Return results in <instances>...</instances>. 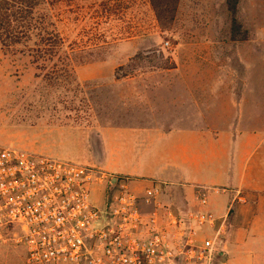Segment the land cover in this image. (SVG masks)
I'll list each match as a JSON object with an SVG mask.
<instances>
[{
    "label": "rangeland",
    "instance_id": "obj_1",
    "mask_svg": "<svg viewBox=\"0 0 264 264\" xmlns=\"http://www.w3.org/2000/svg\"><path fill=\"white\" fill-rule=\"evenodd\" d=\"M49 7L68 51L71 76L60 70L62 60H56L55 77L51 62H32L27 54L0 48V147H23L100 167L109 148H123L115 174L128 175L140 188L151 177L132 174L152 176L163 170L155 154L161 144L204 130L203 122L214 117L220 133H243L253 125L256 140L249 152L243 154L232 142L228 154L237 159L243 155L244 169L264 173V0H176L160 22L148 0H59ZM209 67H229L241 76L235 87L227 88L228 80L217 72L209 76ZM165 71L176 76L197 72L169 81L156 75L142 92L140 80L125 78ZM141 94L148 97L149 111L142 125L129 116L112 121L111 115L131 110L126 99L141 100ZM184 115L191 116L192 125ZM66 125L74 127H60ZM202 142L199 137L198 144ZM103 188L101 182L90 190L98 206ZM161 192L165 203L183 207L173 189ZM229 215L222 260L260 264L230 251ZM254 238L253 245L264 247V231ZM0 264H26L22 247L0 243Z\"/></svg>",
    "mask_w": 264,
    "mask_h": 264
},
{
    "label": "built area",
    "instance_id": "obj_2",
    "mask_svg": "<svg viewBox=\"0 0 264 264\" xmlns=\"http://www.w3.org/2000/svg\"><path fill=\"white\" fill-rule=\"evenodd\" d=\"M101 182L98 206L90 190ZM131 182L94 165L2 146L0 243L20 245L26 264H225L228 209L205 208L209 190L225 187L198 185L195 202L180 209L159 199L156 182Z\"/></svg>",
    "mask_w": 264,
    "mask_h": 264
},
{
    "label": "crops",
    "instance_id": "obj_3",
    "mask_svg": "<svg viewBox=\"0 0 264 264\" xmlns=\"http://www.w3.org/2000/svg\"><path fill=\"white\" fill-rule=\"evenodd\" d=\"M168 72H142L137 73L135 77L125 78H132L133 81L140 80L142 83V92L145 84L149 87L152 81L155 82L154 77L156 75L168 77L166 80L169 81L175 79V77L186 79L194 75L197 71H193V73L183 72L184 74L182 73L177 76L175 74L168 75ZM216 72L221 73V76L228 80L227 88L235 87L234 81L241 76L240 72L230 71L229 67L227 71H214L213 67H209V76H212ZM125 78L123 77L120 80H126ZM136 93L139 95L137 90ZM132 99L134 100L133 97ZM129 102L130 98L129 100L126 99V105L130 106L131 110H126L125 113H118L115 117L111 115V119L114 118L112 121H118L119 118L124 119L129 116L137 120L136 123L138 125H142L144 119L149 116L148 97L145 99L144 95L141 94V100L135 97V101ZM187 108L190 109V107ZM221 112H223V108ZM200 114L202 116L204 115L202 113ZM184 117H189L190 120L186 123L192 125L191 116L184 115ZM213 120L214 117L205 120L203 122L204 130L202 131L199 129L194 130L189 134L180 135L177 139L171 140V142L161 144L155 154L157 156L156 159L162 161L165 165L162 171L152 176H146L141 173L132 175L133 177H151V181L156 182L160 187L159 199L161 201H163L162 188L173 189L174 194L176 193L178 198L183 201V206L186 203L191 205L195 202L192 195L198 185L209 186V188L225 187L226 189L220 192L209 190L205 208L215 214L223 213L228 209V213L230 212V228L228 231V247L230 251L243 257L245 261L254 258L256 262L259 261L262 264L261 262L264 260V247L260 246L257 248L255 246L256 244H253L257 239L254 238V233L257 234L264 231V173L256 167L244 169L243 161L245 157H242L243 155L241 156L242 158L239 157L237 159L236 156L232 157L233 155L228 154V147L232 142L235 148L243 151V154L249 152L248 147L256 140L253 130L254 127H252L253 125H248L249 129L243 133L239 131L220 133L215 129ZM60 127L71 128L74 126L66 125ZM199 137L203 141L202 144H198ZM108 151L109 153L105 160L101 161V167L98 165L94 166L111 172L112 174L118 173L114 170V167L121 165V163H118V160L126 151L116 146L115 148H109ZM151 158L155 159L153 156ZM131 183L139 187L136 185L137 182L135 180ZM235 190L238 191L242 200H238L235 197Z\"/></svg>",
    "mask_w": 264,
    "mask_h": 264
},
{
    "label": "trees",
    "instance_id": "obj_4",
    "mask_svg": "<svg viewBox=\"0 0 264 264\" xmlns=\"http://www.w3.org/2000/svg\"><path fill=\"white\" fill-rule=\"evenodd\" d=\"M56 1L59 0H0V48L27 54L32 62L39 59L51 62L49 71L55 77L58 76L56 60H62L65 67L60 70L71 76L73 68L68 51L49 7ZM148 1L160 22L162 12L167 8L173 11L176 0Z\"/></svg>",
    "mask_w": 264,
    "mask_h": 264
}]
</instances>
